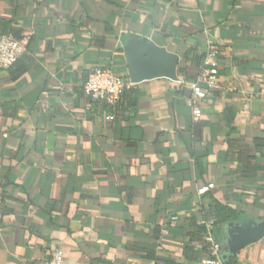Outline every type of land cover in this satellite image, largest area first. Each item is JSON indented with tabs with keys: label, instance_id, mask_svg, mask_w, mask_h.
Here are the masks:
<instances>
[{
	"label": "crops",
	"instance_id": "0c3cea01",
	"mask_svg": "<svg viewBox=\"0 0 264 264\" xmlns=\"http://www.w3.org/2000/svg\"><path fill=\"white\" fill-rule=\"evenodd\" d=\"M7 34L29 42L0 68V264L56 250L64 264H201L197 224L234 263L264 264V237L225 244L240 221H264V0H0ZM133 35L177 53L180 79L92 102L93 68L129 78ZM208 40L217 86L196 98ZM217 203L234 219L214 223Z\"/></svg>",
	"mask_w": 264,
	"mask_h": 264
},
{
	"label": "built area",
	"instance_id": "2783aa9c",
	"mask_svg": "<svg viewBox=\"0 0 264 264\" xmlns=\"http://www.w3.org/2000/svg\"><path fill=\"white\" fill-rule=\"evenodd\" d=\"M28 37H17L11 34L3 35L0 39V68H9L15 64L24 54L28 46ZM207 55L204 64L195 80L189 83L190 88L196 98H205L209 89L217 86V75L211 72L209 66L216 63L220 52L219 43L213 40L207 41ZM137 83L132 82L128 77L116 74L111 69L95 67L89 73L83 85L84 94L92 102H105L116 105L126 92L135 89ZM207 84L208 88L203 85ZM189 104L192 107L193 114L197 117L201 113L200 106L192 99ZM214 183H209L198 189L200 194L205 193ZM2 188L0 187V203L2 200ZM176 219L177 216H173ZM213 220L207 224L211 226ZM205 241L209 245L208 252L201 259V264H226L221 257V246L215 240L213 233L208 230L205 234ZM34 264H64V255L61 250H56L48 260L36 262Z\"/></svg>",
	"mask_w": 264,
	"mask_h": 264
},
{
	"label": "water",
	"instance_id": "95a60500",
	"mask_svg": "<svg viewBox=\"0 0 264 264\" xmlns=\"http://www.w3.org/2000/svg\"><path fill=\"white\" fill-rule=\"evenodd\" d=\"M124 53L129 79L134 83L165 77L179 80V55L160 46L144 36H129L124 42ZM264 237V221L255 223L253 219L236 224L227 239L228 255L239 252L249 244Z\"/></svg>",
	"mask_w": 264,
	"mask_h": 264
},
{
	"label": "trees",
	"instance_id": "16d2710c",
	"mask_svg": "<svg viewBox=\"0 0 264 264\" xmlns=\"http://www.w3.org/2000/svg\"><path fill=\"white\" fill-rule=\"evenodd\" d=\"M204 59H205V57H204ZM204 59L201 62L202 65L204 64V61H205ZM209 68L212 69L213 67L209 66ZM210 216L215 219L214 223L222 224V223H225V222H228V221L234 219V217L236 216V211L234 209H232L229 205L217 203ZM197 227H198V232H199L200 236L202 238H204L205 234L208 232L206 224H197ZM217 242L221 246V257H222L223 261L226 264H237V263H234L233 261H231L229 258L225 257V255L222 251L223 245H224L223 241L217 240ZM208 248H209V245L206 242L204 254L208 252Z\"/></svg>",
	"mask_w": 264,
	"mask_h": 264
},
{
	"label": "flooded vegetation",
	"instance_id": "af4514ba",
	"mask_svg": "<svg viewBox=\"0 0 264 264\" xmlns=\"http://www.w3.org/2000/svg\"><path fill=\"white\" fill-rule=\"evenodd\" d=\"M233 230H234V229H231V230L228 231V235H227V237H226V242H225L227 248H229V247H228V243H227V239L230 238V234H232Z\"/></svg>",
	"mask_w": 264,
	"mask_h": 264
}]
</instances>
